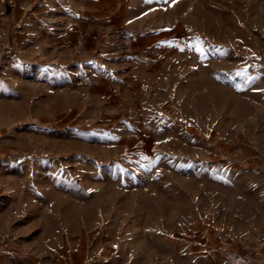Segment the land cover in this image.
Masks as SVG:
<instances>
[{
  "label": "rangeland",
  "instance_id": "374dc122",
  "mask_svg": "<svg viewBox=\"0 0 264 264\" xmlns=\"http://www.w3.org/2000/svg\"><path fill=\"white\" fill-rule=\"evenodd\" d=\"M0 264H264V0H0Z\"/></svg>",
  "mask_w": 264,
  "mask_h": 264
}]
</instances>
